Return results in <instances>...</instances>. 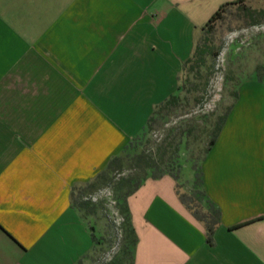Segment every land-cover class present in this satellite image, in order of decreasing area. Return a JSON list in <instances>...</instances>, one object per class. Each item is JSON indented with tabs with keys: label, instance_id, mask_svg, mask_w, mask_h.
<instances>
[{
	"label": "crops",
	"instance_id": "0c3cea01",
	"mask_svg": "<svg viewBox=\"0 0 264 264\" xmlns=\"http://www.w3.org/2000/svg\"><path fill=\"white\" fill-rule=\"evenodd\" d=\"M235 1L0 0V264L96 257L101 228L73 190L176 94L202 27ZM201 167L215 246L176 181L148 179L128 199L135 264H264L263 97L238 93Z\"/></svg>",
	"mask_w": 264,
	"mask_h": 264
},
{
	"label": "rangeland",
	"instance_id": "374dc122",
	"mask_svg": "<svg viewBox=\"0 0 264 264\" xmlns=\"http://www.w3.org/2000/svg\"><path fill=\"white\" fill-rule=\"evenodd\" d=\"M245 4L264 11V0H247ZM246 14L239 6L226 13L211 35L216 55L209 61L210 68L196 82V92L188 94L187 101L180 103L167 118L156 122L144 144L135 151L154 158L162 156L167 145L180 142V183L184 190L192 187L193 165L200 163L207 150L214 124L238 101V98L234 101L236 91H251L264 101V16L255 12L251 16ZM151 173L142 162L123 160L122 165L112 172L106 171L93 186L85 185L76 190L77 200L87 203L83 213L91 216V221L101 228L95 234L103 245L89 264H109L122 257L123 218L115 189L122 179L142 178Z\"/></svg>",
	"mask_w": 264,
	"mask_h": 264
},
{
	"label": "trees",
	"instance_id": "16d2710c",
	"mask_svg": "<svg viewBox=\"0 0 264 264\" xmlns=\"http://www.w3.org/2000/svg\"><path fill=\"white\" fill-rule=\"evenodd\" d=\"M239 6L241 10L251 16L254 12L259 16H264L263 10H255L245 4V0H237L235 2L227 3L220 7V9L209 19V21L202 27V35L197 41L193 55L190 59L182 64V70L178 77L179 86L176 94L170 96L163 103L156 106L151 117L142 132L130 140L126 147L116 156L112 158L108 166L87 186H93L96 180H99L107 172L116 170L122 165V161L126 160L128 163L142 162L146 169L152 171L151 175L142 178L137 176H130L119 183L115 189V198L117 200L118 210L123 218V255L120 259L109 264H135V250L139 242L138 236L133 226L132 214L128 205V199L147 181L148 179L159 180L164 176H170L176 181V193L180 202L185 206L188 212L199 221L206 230V243L213 247L215 246V233L221 224L220 209L208 198L203 184L202 161L208 151L215 144L223 125L225 124L234 103L229 109L222 114L214 124L207 150L205 151L200 163L193 165L194 178L190 190H184L182 187L181 171L182 161L180 159L181 143L175 145H167L166 152L159 157L145 156L143 151L136 153L138 149L144 144L146 135L152 130L154 124L167 118L171 112L177 110L183 101H187V95L196 92V82L202 78L203 72H206L210 67L209 61L214 58L216 51L212 43L211 35L216 30V26L224 20L225 15L232 7ZM215 51V52H214ZM238 98L236 91L234 101ZM132 152H135L132 155ZM99 178V179H98ZM77 187L73 190L72 201L74 206L78 207L82 212L87 203L77 200L75 196ZM86 215V214H85ZM98 242L100 239H97Z\"/></svg>",
	"mask_w": 264,
	"mask_h": 264
}]
</instances>
